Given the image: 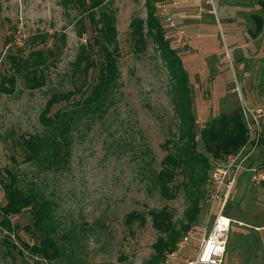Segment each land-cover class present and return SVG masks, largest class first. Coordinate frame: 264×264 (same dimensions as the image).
I'll list each match as a JSON object with an SVG mask.
<instances>
[{
	"label": "rangeland",
	"instance_id": "374dc122",
	"mask_svg": "<svg viewBox=\"0 0 264 264\" xmlns=\"http://www.w3.org/2000/svg\"><path fill=\"white\" fill-rule=\"evenodd\" d=\"M112 1L121 49L116 104L104 119L75 131L71 167L56 173L40 171L37 163L23 162L18 140L22 134L42 131L39 115L54 90L72 88L74 61L91 35L89 19L83 18L87 30L79 35L80 15L77 9L65 6L63 0H0V74L12 72L9 55L17 54L18 50L28 54L32 49L51 47L59 35H67L66 42L60 43L58 56L45 68V86L31 90L19 76L15 93L0 94V169L10 167L21 172L26 182L36 181L55 200L59 233L77 235L76 241L70 237L73 243H67L78 244L82 264H142L151 256L159 233L151 218L144 227L134 225L131 232L125 224L126 214L134 209L168 205L179 220L188 205L183 191L175 199L167 200L151 184L153 167L160 168L167 154L164 144L177 132L175 79L156 43L150 42L143 53L134 50L130 23L133 17L146 15L145 0ZM206 1H210L209 5ZM206 1L163 0L175 26L160 15L172 47L189 72L198 129L208 120L240 107V98H244L240 94L243 88L239 86L234 54L230 53L225 37L229 20L225 6L239 2ZM213 1L214 5H210ZM258 4L259 0H252L247 11L259 12ZM241 14L236 12L233 19L242 20ZM179 28L185 30L187 44L179 41ZM45 33L50 35L49 39L34 45V37ZM7 38L11 40L7 42ZM142 142L152 149V166L139 156ZM198 148L208 155L201 140ZM226 158H210L212 168ZM253 159L256 164L264 163V141ZM249 180L250 173L242 171L225 210V215L236 221L232 222L223 264H264V184L251 186ZM5 203L0 185V207ZM204 210L205 207L198 226L190 231V241L180 254L169 255L167 264H188L187 257H196ZM12 220L20 225L12 233L15 243L20 245L21 240L33 243L32 235L22 229L32 221L30 211L13 215ZM7 234L0 229V264H60L9 249L3 242Z\"/></svg>",
	"mask_w": 264,
	"mask_h": 264
},
{
	"label": "trees",
	"instance_id": "16d2710c",
	"mask_svg": "<svg viewBox=\"0 0 264 264\" xmlns=\"http://www.w3.org/2000/svg\"><path fill=\"white\" fill-rule=\"evenodd\" d=\"M163 0H145L146 15L135 16L130 23V35L136 53H143L149 43L154 42L167 61L171 76L175 79L173 103L178 122L175 137L165 142L167 154L160 168L153 167L152 187L167 200L175 199L184 192L188 205L181 219L176 220L168 205L148 210H131L125 216V224L133 231L134 225L144 227L151 218L152 226L159 236L153 243L151 256L142 264H163L177 248L184 235L198 226L204 209L212 164L210 158L221 160L239 150L247 141V127L238 107L231 113H222L198 129L197 116L193 109V95L189 72L182 58L172 47L159 14L158 3ZM65 6L77 9L80 15L79 35L87 26L83 18L89 19L91 35L82 44L71 72L72 88L54 90L43 107L39 120L43 126L37 133L22 134L18 145L23 153V162L37 163L40 171L63 173L71 167L75 131L90 127L104 119L116 104V92L121 76L119 59L121 49L117 27V13L112 0H63ZM1 9V3H0ZM256 29L260 33L262 16L253 14ZM48 33L38 34L37 41L46 42ZM11 38H7L9 42ZM67 35L62 33L51 47L32 49L28 54L18 50L9 55L12 72L0 74V94H13L17 90L19 76L31 90L46 85L45 68L52 64L65 43ZM59 106L57 110H54ZM199 140L208 155L198 148ZM264 141V140H263ZM150 156L149 159L147 158ZM152 149L142 142V162L153 165ZM182 177L178 181V177ZM0 185L6 203L0 207V229L7 231L3 242L19 254L28 253L48 263L82 264L77 253V235L60 234L56 215L57 203L49 197L36 181L26 182L21 172L13 168L0 169ZM29 210L31 223L22 227L30 233L33 243L24 240L20 245L12 239L20 225L14 224L13 215ZM59 234V235H58ZM66 240V241H65Z\"/></svg>",
	"mask_w": 264,
	"mask_h": 264
},
{
	"label": "built area",
	"instance_id": "2783aa9c",
	"mask_svg": "<svg viewBox=\"0 0 264 264\" xmlns=\"http://www.w3.org/2000/svg\"><path fill=\"white\" fill-rule=\"evenodd\" d=\"M160 15L175 26L168 6L158 3ZM179 41L188 43L183 28L178 29ZM240 110L247 127V141L237 151L231 153L224 161L211 169L207 195L204 200L205 221L201 228V237L196 249V257H187L188 264H223L227 250L232 222L236 221L227 215L232 191L242 171L250 173L249 185L264 184V163L256 164L253 160L256 149L264 140V103L254 104L240 98ZM190 232L183 236L177 248L170 254L178 255L190 241ZM163 264H167V261Z\"/></svg>",
	"mask_w": 264,
	"mask_h": 264
},
{
	"label": "crops",
	"instance_id": "0c3cea01",
	"mask_svg": "<svg viewBox=\"0 0 264 264\" xmlns=\"http://www.w3.org/2000/svg\"><path fill=\"white\" fill-rule=\"evenodd\" d=\"M214 1L210 5H214ZM251 1L238 0V4L232 2L230 6H225L227 8L224 13L229 19L226 22L225 37L229 43L230 53L234 54V63L239 72V86L244 91L243 93L240 90V94L246 100L259 105L264 103V0H259L257 5L260 11L250 14L247 6ZM208 2L210 1L205 3L208 4ZM236 12L243 13L242 20L233 19L232 15L235 16ZM256 13L263 17L262 28L259 34L253 35L256 29L253 14ZM235 55H237L236 58Z\"/></svg>",
	"mask_w": 264,
	"mask_h": 264
}]
</instances>
